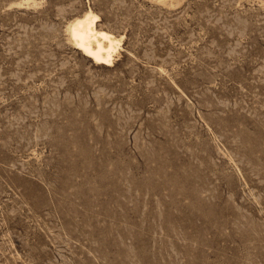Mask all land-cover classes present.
<instances>
[{
    "label": "rangeland",
    "instance_id": "obj_1",
    "mask_svg": "<svg viewBox=\"0 0 264 264\" xmlns=\"http://www.w3.org/2000/svg\"><path fill=\"white\" fill-rule=\"evenodd\" d=\"M170 1L0 0V264H264V0Z\"/></svg>",
    "mask_w": 264,
    "mask_h": 264
},
{
    "label": "bare ground",
    "instance_id": "obj_2",
    "mask_svg": "<svg viewBox=\"0 0 264 264\" xmlns=\"http://www.w3.org/2000/svg\"><path fill=\"white\" fill-rule=\"evenodd\" d=\"M99 20V14L93 9L84 11L68 22V38L77 50L96 63L108 66L118 56L124 36L118 37L111 30L104 29Z\"/></svg>",
    "mask_w": 264,
    "mask_h": 264
}]
</instances>
